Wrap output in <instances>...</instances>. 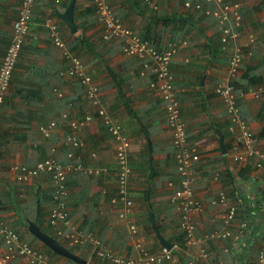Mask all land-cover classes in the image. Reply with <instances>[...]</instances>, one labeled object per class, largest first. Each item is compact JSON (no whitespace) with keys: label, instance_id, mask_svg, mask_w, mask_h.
I'll use <instances>...</instances> for the list:
<instances>
[{"label":"crops","instance_id":"crops-1","mask_svg":"<svg viewBox=\"0 0 264 264\" xmlns=\"http://www.w3.org/2000/svg\"><path fill=\"white\" fill-rule=\"evenodd\" d=\"M154 1L156 11L149 10L142 0H110L109 6L124 26L140 40L151 43L158 51H164L170 41L185 42V46L172 58L169 71L185 126L186 142L196 148L199 156L194 164L196 178L193 192L202 204L203 211L194 217L199 224L197 232L209 233L221 227L219 217L209 202L219 191L223 192L226 200L235 207L232 231H235V225L245 222L248 227L254 223L255 232L251 236L252 227L250 230L247 228L240 244L226 239L204 243V248L212 259L220 260L222 264H245L243 257L249 248L247 264H254L256 251L264 245V214L258 224L252 221L264 192V171L255 170L250 165L232 163L228 159V121L221 102L214 94V85L225 70L233 43L223 47L219 42L216 22L206 15L185 10L182 6L185 0ZM223 1L239 5L244 29L256 35L264 34V0ZM68 2L35 0L28 35L23 42L1 108L0 225L13 230L30 247L47 254V249L28 233V225L54 237L48 225V215L53 206L49 179L40 175L19 185L14 182L10 168L13 165L33 167L37 160L48 155L52 146L60 144L63 135L71 133L60 119L56 122L64 123L65 133L56 134L58 131L55 130L49 140H43L37 133L39 125L57 119L64 112H60V108H64L62 102H58L60 100L51 91L52 99L46 97L49 94L48 86L51 89L54 86L52 84L57 82L58 91L67 100L64 113L68 119L91 117L87 126L73 132L83 143V148L73 151V155L79 156L81 166L103 170L96 177L76 172L66 174L68 218L81 231L92 233L102 244L118 254L132 255L126 226L117 218L116 209L109 203L115 194L116 171L112 140L96 113L101 108L111 122L124 129L130 143L127 152L130 167L128 195L133 201L130 221L137 227L147 250L156 253L161 246L148 221L150 212L160 236L170 246L177 248L173 252L174 257L185 264L194 251L184 246L169 202L172 192L179 187V178L175 173L170 132L166 127L161 101L149 87L153 77L148 71L140 76L141 63L121 54L119 40L102 39V28L94 19L92 0H74L73 22L77 29L71 33L58 17ZM19 4L20 0H0V60L8 44ZM206 7L212 8L209 4ZM45 20L53 22L68 52L80 60L85 73L97 83L96 106L84 98L76 81L58 77L63 64L59 52L50 43L44 27ZM243 42V38L237 41L238 44ZM40 74L45 75L46 86L34 80ZM263 81L264 56L256 45L249 56H244L233 86L237 93L239 116L255 137L256 146L261 151H264V94L254 98L249 93H240L254 89ZM16 87L42 94L38 95L39 101L33 106L28 102L22 105L18 98L10 96ZM219 137L222 138L224 154L220 150ZM68 150L61 148V157L57 158L62 165L75 164V159H64L63 153ZM148 164L153 172L150 180L147 178ZM144 202L149 203V209ZM63 247L71 249L72 252H69L65 248L84 264H107L95 259L89 246L69 247L65 244ZM2 252L0 241V256ZM51 254L50 258L59 264L68 261Z\"/></svg>","mask_w":264,"mask_h":264},{"label":"built area","instance_id":"built-area-1","mask_svg":"<svg viewBox=\"0 0 264 264\" xmlns=\"http://www.w3.org/2000/svg\"><path fill=\"white\" fill-rule=\"evenodd\" d=\"M110 0H92L93 15L95 21L102 28V39H117L121 42V54L138 60L141 63L140 76L145 71L153 77L149 87L161 101V109L165 117L166 127L170 132V145L173 150L175 173L178 176L179 187L172 192L169 202L173 207L177 227L183 235V244L187 249L194 251L191 259L185 264H222L220 260L212 259V256L204 248V243L220 242L229 239L234 244H240L248 226L245 222L235 225L232 231L235 217V207L227 200L223 192L219 191L209 205L216 211L221 227L209 233H198V222L194 219L203 211L202 204L194 197L193 186L196 178L194 164L198 161V154L194 146L188 145L185 138V126L180 116L178 98L172 86V76L169 64L177 51L185 46L183 41H170L164 51H158L154 46L144 40H140L136 34L124 26L113 14L109 6ZM151 11H156L154 0H142ZM35 0H20L17 15L12 23L11 35L8 44L0 60V111L4 99L8 94L10 79L15 69L22 44L28 34ZM212 5V9L206 7L204 15L212 18L218 25L219 42L225 47L233 43L231 51L226 59L225 70L214 85V94L221 102L228 121L227 131L230 136L228 147V159L232 163L242 166L250 165L255 170L264 171V151L257 148L255 138L246 124L241 120L237 109V95L233 82L238 75L244 56H249L253 48L260 47L264 56V34L256 35L243 28L237 3H226L223 0H205ZM183 8L187 11L198 12L199 3L184 1ZM46 29L51 45L59 52L63 67L58 71V77L62 80L77 81L82 88L84 98L93 106L97 105L98 85L85 73L80 60L72 56L64 46L57 27L50 20H45ZM243 38V44L237 41ZM52 93L57 99H62L58 89ZM251 94L257 98L264 94V81L252 90H245L240 95ZM101 123L110 136L113 143V155L115 163V194L110 199V205L116 209L117 218L124 222L126 232L131 241V256H123L100 243L91 233L80 231L76 224L68 218L66 209L67 191L65 185L66 174L76 172L83 175L98 176L103 170H96L81 166L79 156L73 155V151L83 148L73 132L87 126L91 122L90 116H84L78 120H69L66 113L59 114L57 119L49 120L46 124L37 127V133L42 139H50L56 128V121L62 120L71 130L61 137L60 146L69 149L66 152L68 160L75 159L73 165H61L56 159V150L51 148L49 155L35 162L33 167L13 165L10 172L13 180L19 185H24L34 177L45 175L51 183L52 209L48 215V225L62 243L69 247H91V255L94 258L108 264H181L173 255L177 248L167 250L163 247L156 253H150L144 246L138 234L137 227L130 221L133 211V201L128 195V177L130 167L127 161L129 140L125 136L124 129L117 123L111 122L104 110L96 111ZM216 177H214V180ZM261 211L264 214V192L260 201ZM0 241L3 252L0 256V264H59L53 261L49 255L36 248L30 247L10 228L0 225ZM226 252L225 249L222 250ZM14 261V262H13ZM254 264H264V245L258 248L255 254Z\"/></svg>","mask_w":264,"mask_h":264},{"label":"water","instance_id":"water-1","mask_svg":"<svg viewBox=\"0 0 264 264\" xmlns=\"http://www.w3.org/2000/svg\"><path fill=\"white\" fill-rule=\"evenodd\" d=\"M73 6H74V0H69L64 11L58 15L59 19L64 22V24L69 28L71 33H75L76 29H77L76 25L73 22ZM219 146H220V150H221L222 154H224V149L222 146V138L221 137H219ZM148 172L149 173H148L147 178H148V180H150L152 177V173H153L150 164H148ZM147 199L148 198H147V193H146L145 200H147ZM148 221H149V223L153 229V232H154L157 240L159 241L160 246L169 250L171 248V246H170V244L166 243L164 241V239L158 233V231L155 227L154 221H153V216L150 212L148 213ZM28 233L31 236H33L34 238H36L52 254H55L59 257L70 260V261L77 263V264L78 263L84 264V262L82 260H80L79 258H77L74 255H72L71 253H69L63 246L58 244L54 239H52L49 236H47L46 234L40 232L34 226L28 225Z\"/></svg>","mask_w":264,"mask_h":264},{"label":"trees","instance_id":"trees-1","mask_svg":"<svg viewBox=\"0 0 264 264\" xmlns=\"http://www.w3.org/2000/svg\"><path fill=\"white\" fill-rule=\"evenodd\" d=\"M185 1H188V2H190V3H199V5L201 6V8L199 9V11H198V13H199V15H203L204 16V10L206 9V6H207V4L205 3V0H185ZM206 5L205 7L203 6V5ZM210 6H212V5H210ZM262 6H264V1H262ZM210 9H212V8H210ZM258 9V8H257ZM260 9V8H259ZM239 14H241V13H239ZM186 33V31H184V34ZM49 75H51V74H49ZM53 77H55V78H57L58 79V77H57V75L56 74H53ZM12 79V78H11ZM11 79H10V81H11ZM34 80H36V81H38V83L37 84H41V85H43V86H46L47 85V83H46V80H45V75H42V74H40V77L39 78H37L36 76H35V78H34ZM41 81H44V82H42L41 83ZM40 82V83H39ZM60 83V82H59ZM52 84V83H51ZM52 85H54V86H51V89H50V85L48 86V89H47V92H52V90L55 88V89H57L56 88V86L58 85V83L57 82H54V84H52ZM15 90L14 91H12V93H11V95L10 96H12V98H18V100H19V102L23 105L25 102H28L31 106H33L36 102H38L39 101V98H38V95L40 94H42L41 92H35V91H33V90H29V89H24V87H16V88H14ZM236 95H237V93H236ZM63 157H64V159L65 160H67V158H66V151L63 153ZM59 161V160H58ZM68 161V160H67ZM127 161H128V157H127ZM129 165V164H128ZM100 175V174H99ZM98 175V176H99ZM144 199V198H143ZM145 204H146V206L148 207V209H149V203L148 202H144ZM262 216H263V214H262V211H261V205H260V203H258L257 204V208H256V210H255V214H254V217H252L253 218V222L254 221H256L257 222V224L259 223V220H262L261 218H262ZM243 219H245V217H242ZM252 224V223H251ZM251 227H252V230L250 231V235L251 236H253V234H254V232H255V224L253 223V225L251 226H249L248 228H249V230L251 229ZM181 237H183V235H182V233H181ZM69 252H72V250L71 249H69V248H67V247H65ZM250 250H251V248H250ZM248 251H249V248H248V250H246V252H245V254H244V257H243V260H245L246 261V263L245 264H247V260H248V255H247V253H248ZM47 254L49 255V254H51L48 250H47ZM250 254H252V250H251V253ZM51 256H52V254H51ZM252 256V255H251ZM66 264H73L71 261H66Z\"/></svg>","mask_w":264,"mask_h":264},{"label":"rangeland","instance_id":"rangeland-1","mask_svg":"<svg viewBox=\"0 0 264 264\" xmlns=\"http://www.w3.org/2000/svg\"><path fill=\"white\" fill-rule=\"evenodd\" d=\"M46 97H48L47 98L48 100H51L52 99L51 98V95H50V92H49V94L47 93V96ZM58 102H60V103L62 102V105L64 106V108H62V107L60 108V109H62L60 112H62V111L65 112L66 107H67L66 97H64L63 100H60ZM65 105H66V107H65ZM56 123H57V125H56L55 130L58 131L56 134H63V133H65L66 132V126L64 125V123H62V122H56ZM56 154H57V157H61V147H57L56 148Z\"/></svg>","mask_w":264,"mask_h":264},{"label":"clouds","instance_id":"clouds-1","mask_svg":"<svg viewBox=\"0 0 264 264\" xmlns=\"http://www.w3.org/2000/svg\"><path fill=\"white\" fill-rule=\"evenodd\" d=\"M20 5V4H19ZM34 5H35V2H34ZM34 8V7H33ZM93 8V7H92ZM18 10V9H17ZM32 12H33V10H32ZM17 15V14H16ZM29 31V30H28ZM28 35V34H27ZM26 35V36H27ZM26 38V37H25ZM25 40V39H24ZM23 45V44H22ZM22 48V47H21ZM19 57V56H18ZM18 60V59H17ZM17 64V63H16ZM16 67V66H15ZM88 75V74H87ZM11 78H12V76H11ZM91 78V77H90ZM77 82V81H76ZM78 83V82H77ZM79 85V84H78ZM82 89V88H81ZM8 91H9V89H8ZM55 96V95H54ZM83 96H84V94H83ZM7 97V96H6ZM5 100V99H4ZM58 100H63V98L62 99H58ZM4 103V102H3ZM2 106H3V104H2ZM0 113H1V111H0ZM46 124V123H45ZM228 125V124H227ZM253 135V134H252ZM52 136V135H51ZM254 137V136H253ZM51 138V137H50ZM255 138V137H254ZM43 140H49V139H43ZM58 146H60V144L59 145H56V147H54V146H52L51 148H55V150H56V148L58 147ZM61 147V146H60ZM229 147V146H228ZM50 148V149H51ZM62 148V147H61ZM49 149V150H50ZM227 151H228V149H227ZM225 153V152H224ZM56 154V153H55ZM48 155H49V152H48ZM47 155V156H48ZM47 156H45L44 158H46ZM75 157V156H74ZM58 157H57V154H56V159H57ZM68 160V159H67ZM38 161V160H37ZM57 161H58V159H57ZM59 162V161H58ZM60 163V162H59ZM62 165V164H61ZM67 165V164H66ZM45 176V175H44ZM47 177V176H46ZM48 178V177H47ZM49 179V178H48ZM50 182V181H49ZM51 184V183H50ZM65 185H66V179H65ZM66 191H67V189H66ZM52 201V200H51ZM50 227V226H49ZM78 227V226H77ZM79 229V228H78ZM80 230V229H79ZM81 231V230H80ZM52 232H53V235H54V237L52 238V239H54L58 244L59 243H61L62 244V246H64L65 244L64 243H62L61 242V240L55 235V233H54V231L52 230ZM83 232V231H82ZM84 233H89V232H84ZM92 234V233H91ZM93 235V234H92ZM94 236V235H93ZM95 237V236H94ZM51 238V237H50ZM96 238V237H95ZM97 239V238H96ZM98 240V239H97ZM99 241V240H98ZM101 243V242H100ZM86 246H88V245H86ZM83 247H85V246H83ZM90 247V246H89ZM172 247V246H171ZM161 248V247H160ZM90 249H91V247H90ZM171 249V248H170ZM48 255V254H47ZM96 259V258H95ZM101 262H104V261H101ZM104 263H106V262H104ZM108 264V263H107Z\"/></svg>","mask_w":264,"mask_h":264}]
</instances>
